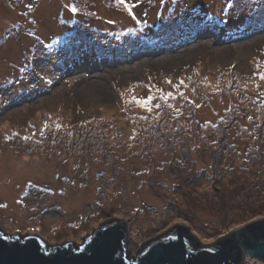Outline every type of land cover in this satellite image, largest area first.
I'll return each mask as SVG.
<instances>
[{
  "label": "rangeland",
  "instance_id": "rangeland-1",
  "mask_svg": "<svg viewBox=\"0 0 264 264\" xmlns=\"http://www.w3.org/2000/svg\"><path fill=\"white\" fill-rule=\"evenodd\" d=\"M228 1L0 0L7 229L79 244L123 214L134 255L173 224L214 241L264 217V0ZM235 175L253 196L220 189Z\"/></svg>",
  "mask_w": 264,
  "mask_h": 264
},
{
  "label": "water",
  "instance_id": "water-1",
  "mask_svg": "<svg viewBox=\"0 0 264 264\" xmlns=\"http://www.w3.org/2000/svg\"><path fill=\"white\" fill-rule=\"evenodd\" d=\"M129 222L123 214L86 233L82 243L64 241L34 229H7L0 216V264H243L264 262V217L241 225L214 241L199 239L190 223L173 224L142 240L128 253Z\"/></svg>",
  "mask_w": 264,
  "mask_h": 264
},
{
  "label": "trees",
  "instance_id": "trees-1",
  "mask_svg": "<svg viewBox=\"0 0 264 264\" xmlns=\"http://www.w3.org/2000/svg\"><path fill=\"white\" fill-rule=\"evenodd\" d=\"M7 2H10V0H7ZM229 2H231V1H229ZM174 4H175V3H174ZM171 6H173V3H171V5L169 6V8H170ZM231 6H232V7H231V11H233V10H234V7H233V5H231ZM237 6H238V5H237ZM174 7H177V5H175ZM238 7H239V6H238ZM186 8H187V7H180V10H179L178 12H176V10L172 9L171 12H169L168 14H166V16H168V18H169L170 20L174 19L175 16H177V13H180V14H182V15H184V16L186 15V17H187V16H188V11L186 10ZM231 11H230V12H231ZM260 11L262 12V10H260ZM258 15H260V17L264 19V13H260V14H258ZM258 26H259V27H258V30H259V31H261V29H264V23H262L261 20H260V24H258ZM263 57H264V56H263ZM263 59H264V58H263ZM195 92H196V89H193V93L196 95ZM201 93H203V91H199V92H197V94L200 95V96H201ZM153 120H154V119H153ZM155 125H156V126H155ZM162 125L167 126V127H166V131H167L168 134H169V132L171 131V125H169V122H168V121H164V122H162V120H160V121L157 122V124H154L156 130L159 129V128H161ZM260 127H261V124H260ZM93 131H94V130H93ZM93 131H91V132L89 133V135H88L89 137L92 136ZM159 133L162 135V132H161L160 130H159ZM62 134H63L62 137L68 139V140L71 141V142H72V141L80 142L79 137L82 136V135H80L77 139H75V138H73L72 136H68V135L65 134L64 132H63ZM169 135H170V134H169ZM162 136H164V137H171V138H174L172 135H170V136L162 135ZM165 146H167V145H165ZM236 147H238V144L236 145ZM152 148H153V147H152ZM154 149H155V148H154ZM157 149H159V148H157ZM229 150H233L232 152H236L235 149H234L233 147L229 148ZM145 169H146V168H145ZM259 169H260V171H259V173H258V176H260V177H259V179H260L261 177L264 176V168L261 170V167H259ZM147 170H148V169H147ZM196 175H198V172L196 173ZM196 175H195V176H196ZM195 176H194V177H195ZM230 183H234V184H236V185H239L240 188H241L242 190L245 191L244 195L247 196L248 198L251 197V196H253V195H252L253 191H255V190L258 189L257 184H254L253 182H251V181L249 180L248 177H240V178H238L236 175H235L234 177H231V179H230L229 181L223 182V183L220 185V189H222V188H223V185H225V184L231 186ZM216 188L219 189V184L216 186ZM251 188H253V189H255V190H252ZM237 195H239V193H237ZM243 197H244V196H243ZM248 198H244V199L247 201ZM254 198H256V197H254Z\"/></svg>",
  "mask_w": 264,
  "mask_h": 264
},
{
  "label": "snow or ice",
  "instance_id": "snow-or-ice-1",
  "mask_svg": "<svg viewBox=\"0 0 264 264\" xmlns=\"http://www.w3.org/2000/svg\"><path fill=\"white\" fill-rule=\"evenodd\" d=\"M116 2H117L118 4H124V6H125L126 8H129V6L125 3V0H116ZM72 11L75 12L76 9H75V8H72ZM129 11H130V9H129ZM261 79H264V75L261 76ZM169 83H170V82H169ZM180 83L182 84L183 81H180ZM149 103H150V101H149ZM157 107H158V106H157ZM24 139H28V138H27V137H24Z\"/></svg>",
  "mask_w": 264,
  "mask_h": 264
}]
</instances>
